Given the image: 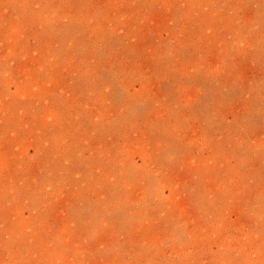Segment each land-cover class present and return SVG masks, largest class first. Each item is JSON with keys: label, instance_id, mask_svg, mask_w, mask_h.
Masks as SVG:
<instances>
[{"label": "rangeland", "instance_id": "rangeland-1", "mask_svg": "<svg viewBox=\"0 0 264 264\" xmlns=\"http://www.w3.org/2000/svg\"><path fill=\"white\" fill-rule=\"evenodd\" d=\"M0 264H264V0H0Z\"/></svg>", "mask_w": 264, "mask_h": 264}]
</instances>
